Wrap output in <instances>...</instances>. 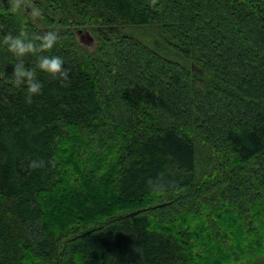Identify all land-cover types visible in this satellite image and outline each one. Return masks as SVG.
Masks as SVG:
<instances>
[{"label":"trees","instance_id":"1","mask_svg":"<svg viewBox=\"0 0 264 264\" xmlns=\"http://www.w3.org/2000/svg\"><path fill=\"white\" fill-rule=\"evenodd\" d=\"M28 3L0 0V264H264V0ZM21 29L60 39L18 58Z\"/></svg>","mask_w":264,"mask_h":264},{"label":"clouds","instance_id":"2","mask_svg":"<svg viewBox=\"0 0 264 264\" xmlns=\"http://www.w3.org/2000/svg\"><path fill=\"white\" fill-rule=\"evenodd\" d=\"M10 11L19 13L30 9L29 15L33 20L38 19L42 13L41 10L28 3V0H10ZM60 39L59 30H48L42 35H29V33L21 29L18 35H5L3 37V44L7 46L9 52L16 57H24L28 54L36 55L43 53L46 50L52 49L57 41ZM64 60L60 56L40 55L38 57L37 67L53 78H58L62 86H67L69 82V70L64 66ZM14 85L21 87L25 85L27 88L26 102L31 103V98L42 92L43 83L37 78L36 72L33 69L26 68L23 61L14 65L13 70ZM45 162L40 160H32L29 163L30 168L43 167Z\"/></svg>","mask_w":264,"mask_h":264},{"label":"rangeland","instance_id":"3","mask_svg":"<svg viewBox=\"0 0 264 264\" xmlns=\"http://www.w3.org/2000/svg\"><path fill=\"white\" fill-rule=\"evenodd\" d=\"M29 12H30V10H29ZM79 42L81 43V44H83V46H85V47H87V48H90V47H92V45H94V44H88V42L82 37V36H80V38H79ZM99 199H100V201H105V202H108V198L107 197H99ZM109 205V204H108ZM190 251L192 252V253H194V251H196V253L198 252L196 249H194L193 248V246L190 248ZM204 257V256H203ZM205 258V257H204ZM213 258H215V257H208V258H206L207 260H209L211 263L212 262H214V261H216V260H214ZM211 259V260H210ZM209 261H207V262H209ZM188 264H202V263H206V262H204V261H202V260H199L196 256H194L193 257V255L192 254H190V256H189V260H188Z\"/></svg>","mask_w":264,"mask_h":264}]
</instances>
